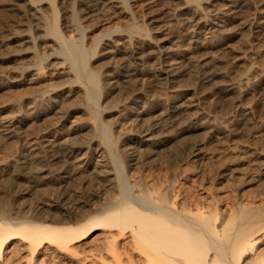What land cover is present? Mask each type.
Wrapping results in <instances>:
<instances>
[{
    "label": "rangeland",
    "instance_id": "1",
    "mask_svg": "<svg viewBox=\"0 0 264 264\" xmlns=\"http://www.w3.org/2000/svg\"><path fill=\"white\" fill-rule=\"evenodd\" d=\"M24 1L26 3H24ZM29 1H36V2L38 1L45 3L44 7H46V3L49 2V0H29ZM52 1L54 2V3L52 2V4L57 20L52 19L54 18L53 16L54 12L52 13L48 10H46L47 12L46 11L43 12L46 19L49 21L48 25H50L49 26L50 28L49 27L48 28L51 29L52 27L51 25H53L52 20H54L56 21L55 22V26H57L56 29H58L57 31L59 32L60 35L62 34V38L64 39L67 38L69 39L70 42H72V40L74 39L73 43L78 45L79 46L78 49L82 51L80 55L81 63L79 62L80 65H78L77 68V70L82 73H86L87 71L90 70L92 72L101 73L103 70L105 71L109 67L113 66L115 64L114 62H116L117 60L118 63L119 60H122V62L127 61L129 62L130 66L133 67V65H135L137 60L134 59L135 56L131 52L127 53V51H122V52L118 51L116 54L109 53L108 54L109 56L107 54L103 55L101 49L104 48L106 44L105 42H107V40H105L107 36L106 34H110V32L114 30L113 28H115L116 30V29H121V27L123 29L127 26L138 27L143 23L145 24L149 16H151L152 12L153 13L156 12L155 14H159L161 13V11H163L162 8L164 9L169 8L172 6V3L174 2L173 0H169V1L168 0H138L136 1L137 3L135 2L136 4L134 3V7H131V11L126 10V12L124 13L107 14L103 12V10L100 11V9L97 8L95 9V11L94 10L91 11L92 13L89 12L88 14L90 15L87 14L88 17L87 15H84L83 18V15L81 14L82 10L80 8H83L85 6L84 4L85 0H52ZM245 2L246 3H244L242 8H240V10L236 12L238 14V15L236 14V18L232 19L231 23L229 24L231 26L230 31L228 30L225 32L220 31L213 33L212 35L213 39L211 40L212 47L210 48L204 46L199 48L198 50H194V49L188 50L186 49L187 46L185 41L180 42L181 44L178 43L180 45L176 43L181 41L179 39L186 37V35L189 34L187 33L189 31L184 30V28L181 29L180 31L172 30V27L169 28L171 31L168 29V32L166 33L169 34L171 32L169 34L170 36L169 37L170 43H168L169 47L175 50L177 47L179 48V49L177 48L178 51L176 53V55L178 56L177 58L181 59V62L183 64L182 65L183 69H185L186 72L190 73V76H192L190 77L191 80L187 81V83L185 80L182 81L183 83L181 81L170 82V83L156 82L158 79H154V78H158L156 76L160 74L161 71L160 68L164 66L165 60L170 61L173 58V56H167V58L164 57V59H162L159 62V59L156 60L151 59L152 54L158 53L157 50L154 49V51L151 53L150 49L152 48H149L148 45L146 44H143L142 46L140 45L139 51H143V54L147 53V51L150 50L149 51L150 53L145 54L144 55L145 58H143L142 60L143 62V64L141 65L142 71H137L136 73L134 71L132 75L134 77H130L131 81L128 82L129 84L124 85V83L126 82L123 81V84L121 82L120 85L122 88L119 86L120 87L118 89L119 91L116 90L115 93L114 92L112 93L113 95L105 91L107 89H104V91L98 89L92 91L91 97L94 98L93 99L94 103H92L91 101L90 102L88 101V103L89 105H93V107L97 106L95 108L99 110L97 118L95 120L94 119L92 120L91 116L86 111L85 106L87 101L80 100L74 94H73L74 97L72 95V97L68 99L64 98V101L67 102L66 105L69 103L68 105H70L71 107V108L70 107L66 108V110H63L65 107L59 109L58 107L60 106V104L56 105V103H52L51 100H47L48 98H43L42 100L37 99V101L34 102L33 104L32 102L29 103L30 101L36 99L35 97H37L40 92L46 90V88L48 89V87H51V84L54 81V80H50L48 75H47L48 78L46 76V74H48V69L45 68L44 66H46V63H48L49 61L47 60V57H45L44 55L47 56L48 54H51L50 52L53 53L55 46H51L53 45L52 42L49 43L50 45L48 43H46V45L45 44L38 45L37 43L36 51L37 53H39V55H41L39 62H42L41 72H40L42 77L40 76V74L37 76L36 75L31 76L28 73L20 74V69L22 66L24 67L28 63L27 60L23 58H21L20 60V58H18L17 60L19 62L17 60L16 62L13 59H6L5 58L6 54L14 49L13 46L14 44L13 43L5 44L2 43L1 40L7 37L8 34L10 35V33L15 32L14 30L17 31L22 30L24 28V25H26L28 28L31 27L30 30L32 29L31 32L33 35L34 21L30 18L31 17L30 13H28L29 12L27 6L28 0H0V116H1L0 120L3 117H7L11 115L13 116L17 115V118L19 119V123L15 126L13 130L14 131L13 134H10L9 136L6 135L4 132H2L3 130L0 127V216H1L0 223L2 221L3 222L8 221V223L11 224L12 223L15 224L22 221H26V222L31 221V222L39 223L42 221L41 215L42 217H44L43 214L45 216L47 215L50 216L49 214L54 212V210L51 209L52 208L51 206L52 204L57 203V201L60 200L61 198H63L62 200L64 201L63 203H65L68 206L79 207L80 206L79 204L85 206L83 207L82 211H84L85 209L101 210L100 208L98 209L96 207L100 205L99 207L102 208L105 203L107 204L111 202L114 196L119 197V192L117 193L116 191L114 192L112 191V193H114V194L111 193L113 197L109 193V196L111 198H109V196L106 195L105 196L106 198H104L105 200L102 199V197L101 200L96 196L97 193L102 190L103 187L102 185L104 182L102 178H99L98 176H96L97 174L93 172L94 171L93 167L94 165H96V163L102 161L106 162L107 169L111 170V172L115 175V176L114 175L109 176V178H112V183L116 185H118L119 183L120 188H122L121 189L122 192L124 194H127V196L130 197V199H134V197L136 196L137 198L139 196L142 197L141 196L142 192L140 193L139 191L140 189L139 188L137 189L136 185L133 186L137 180H140V178L145 179V181L144 180L143 181L144 183L147 182L146 185H148V183L149 185H151L150 183H152L154 179H156L157 177L164 178L163 174H166V172L171 171L172 168L174 169L176 168L175 170H177L178 172L185 171L184 168H186L188 176L186 175L185 186L189 187L193 185L192 182L194 180L196 181V182L194 181L196 183L195 187L191 186L192 189L189 188V191L192 192L195 191L196 193L194 195L198 194L197 196H199L200 194H201L200 196H205L206 191H208L207 194H209L210 191L209 188H211L210 186L213 185L212 188H214L213 189L214 195L217 194L220 195V197L218 196L219 198L221 197L223 198V199L221 198L222 202L220 201L219 203L220 209H225V210L229 209L231 204L232 205L236 204L237 201L242 197L243 198L239 200L238 203L241 201L245 205L246 204L247 205L252 204V206L254 205L257 206L261 204L263 205L264 204V195H263L264 194V190H263L264 189L263 186L264 185V174H263L264 173V161H263L264 160V81H263L264 80V71H263L264 70V36L262 34L257 35L253 31L251 32L250 28L241 26L240 22L253 21L255 19H260L262 16H264V3L263 2L257 3L255 0H245ZM70 9L77 14L76 16L78 18L77 17L76 18L78 20V26H79L78 31L73 30L69 27L71 26V19H69L70 12H68L71 11ZM32 24L33 26H31ZM184 33L185 35H183ZM176 34L178 36H176ZM95 35L96 37L97 35H100L98 36V38L99 37L100 38L99 39L97 38L96 41L94 40V38H96ZM78 38L79 41H76V39ZM92 47L94 49H92ZM148 54L150 56H148ZM205 59H209L212 61L209 69L208 68L207 69L210 72H214V71L217 72L216 73L217 75H215L207 82L202 81V79L200 78H198V80L196 79L197 77H199L201 70V69L199 70L200 65L198 64H201L200 61H204ZM153 61H155V63ZM18 68L20 69L18 70ZM100 68H103V70H101ZM239 74L249 75L250 78L248 82L245 84L240 83V86L236 84L237 89L235 91L229 90L225 94H223L222 93L223 88L225 87L228 79L232 78L231 80H236ZM85 80H86L85 81L86 85L89 88H93L95 87V85H99L100 83H102L101 77L93 78V79L87 78ZM55 81L58 82L57 80ZM239 89L241 90L247 89L248 91H250L251 92V94L249 95L250 101L253 103L257 102L259 105L258 107H256V109H254L250 113L249 115L250 119L248 118L246 122L243 123L241 122L237 126L231 127L229 130H227L226 127L223 128L222 126L224 123L223 120L224 119L231 120L232 118L231 116H233V114L238 115L239 113L237 108L233 106L234 103L233 101H235L236 98L235 96L238 95L237 92ZM71 98L74 100H72ZM185 98H189L191 101L188 99L189 100L188 102L190 103L193 102V104L194 103L195 104L194 105L191 104L192 105L191 106L190 104H188V102L186 104L183 103ZM117 102H120V104ZM113 103L114 104L117 103L115 104V106L117 105L121 106L122 103L123 107H125V109L126 108L128 109L125 110L126 111L124 113L125 116L124 114H122L121 116L119 114L116 115V112L114 111L115 108L111 106L114 105ZM169 104L176 107L175 109L176 111L178 110L179 113L177 112L178 114L177 113L175 115L169 114L167 116L164 113H162L165 115L162 116V114L160 113L161 110H159L161 105L167 106ZM184 104L186 105V107ZM187 104L189 105V108L187 107L188 106ZM73 106H75V108ZM132 107L134 108V110ZM178 107L179 109H177ZM58 109L60 111L63 110V112L59 113L60 111ZM137 110L140 111L141 117L136 119L135 116L133 117V114H131L130 112L133 111L136 112ZM180 110L182 111V113ZM183 112H185L186 115H184ZM193 113L195 117H193L194 115L190 117ZM188 114L189 116L187 117ZM162 117L163 118L165 117L164 118L165 120L164 119L162 120ZM222 117L223 119H221ZM192 118L194 119V121ZM90 120H92V122ZM190 124L192 126H198L199 129L194 132L191 130H188L189 132L184 131L183 130L184 128L192 127ZM208 125L213 126V128L217 130L219 134L213 133V136H211L209 134L210 132L207 131L208 130L207 128L209 127ZM103 126L109 127L107 129V133H104L105 131ZM142 128L149 129L150 131L152 130L151 132L154 134L153 137L155 136L154 138L156 139L159 137L158 140H160L162 145L160 150L161 152L159 151L158 152L159 154H155L152 156L154 159H156L153 162V164L149 167L138 168L139 170L141 169L142 172L139 173L138 169H135V167L129 168L127 167V164L125 165L126 161H124V159L122 160L123 152L121 154V151L122 148H125L126 144L130 142V139H132V137H134L135 134L137 135V133L141 131ZM75 138L77 140H75ZM200 140L202 143L199 142ZM197 141L199 142L200 145L198 144ZM46 142L48 143L45 145ZM72 142L75 143L72 144ZM49 143L55 144L54 147L52 146V144L50 145ZM193 143L198 144L196 148L199 147V150L196 153L198 157H200L199 160H197L196 157H195L196 160L195 158H193L192 155H194L195 153H193L191 156L189 154L190 148L188 147H190V145ZM76 144L81 146L79 147ZM69 145L70 148L72 147L78 148L79 154L77 155V157L83 158L85 161H88V163L85 166H81L78 168L75 167L74 169L72 167L70 168L67 167L66 179L61 181L62 183L61 184L60 181H58L57 178H55L56 177L55 174L58 173L57 172V170H59L58 168L62 166V163L64 161L63 160L64 155L67 149H69ZM181 145L183 146L184 150H182ZM96 146L103 147L105 149V153L101 154L100 156L95 154L96 151L94 150L98 148ZM113 146L115 147L113 148ZM186 148L188 150H185ZM172 151H174L173 152L174 154L172 153ZM183 151L184 152L186 151L187 154H189V156L184 155V153L182 154ZM175 152L177 153L179 152L180 154L179 153L177 154ZM32 153L33 154L37 153V161L38 160L39 161L38 162L34 161L35 164H33L29 168L27 166H23L24 162L29 161L30 159L29 156ZM118 153H120L121 155ZM50 155L53 156L50 157ZM177 156H179L178 158L180 160H175L177 159L176 158ZM186 156H188V158H186ZM112 158L114 160H112ZM230 161L236 163V167L239 168V170L241 171L245 170L246 175L244 174L245 173L244 171L243 174L241 171H239L240 174L237 176L234 175L233 173L230 174V171L226 167H224ZM174 162L175 163L177 162L178 164H176L175 166V164H173ZM171 164L173 165V167ZM259 164L261 167L259 166ZM169 165L171 166V168L168 170L166 169V166L168 168ZM164 167H165V172H163ZM203 167L205 169H203ZM219 168H222V171L220 172V174L222 173L220 176L221 178L219 179V181L216 180V178L215 181H213L214 179L211 178L215 177ZM206 169L208 170L206 171ZM210 171L213 173H211ZM46 173L49 175H47ZM201 173L202 175L205 173L206 176L208 174L210 175L206 177L204 174L203 175L204 178H203ZM211 174L214 177H211L212 176ZM248 175L249 177L252 178V180H249L250 182L247 179ZM201 178H203L204 180L202 179L201 181ZM209 178L211 179L212 182L208 180ZM189 179L190 181L191 180L193 181L190 182ZM207 181L210 182V185L209 182ZM124 184L128 187H126ZM197 184L200 185L198 186ZM61 185L63 186L65 185V187ZM202 185L204 188H202ZM205 187H207L208 190H206ZM223 187L225 189H223ZM96 188L97 189L100 188L101 190L100 189L97 190ZM202 189L205 190V192L202 191ZM61 190L62 191L64 190L63 193ZM216 190L217 193L214 192ZM83 191L86 192L84 193ZM259 191L262 193H260ZM192 192L190 193L193 194L194 192L193 193ZM258 193L260 194L258 195ZM94 196L96 197L94 198ZM231 198L234 202L231 200ZM91 199H93L94 201L93 200L91 201ZM85 200L87 203L85 202ZM245 201L248 203H246ZM83 203H86L87 206L86 204ZM227 205H229V207ZM38 208H41V210ZM42 211H44L45 213ZM41 212L43 214H41ZM108 230L109 229H105V228H99L93 230L85 238L77 242H74L73 247L74 248L75 246L77 247L76 255H73L72 253L69 254L70 252L64 250L60 251V249L58 250V246L53 245L52 243L48 244L44 242L40 244L41 246H38L37 249H35L34 255H32L33 259H31V264H104L102 261H100L99 257L106 260L110 259L109 257L110 255L104 252L105 251L104 244L105 241H107L108 237L110 236V232L111 233L116 232L115 229H110L109 231ZM129 237H130L129 233L125 232L124 235H122V237L120 235L117 239L119 246L121 245L120 248L122 249L124 248L125 251H127L129 248V244L131 241ZM261 242H263V239ZM7 243L8 244L6 245L4 254L0 256V264H26L27 258L30 253L26 241L19 240V238H15V239L12 238ZM263 246L264 245H261V247Z\"/></svg>",
    "mask_w": 264,
    "mask_h": 264
},
{
    "label": "bare ground",
    "instance_id": "2",
    "mask_svg": "<svg viewBox=\"0 0 264 264\" xmlns=\"http://www.w3.org/2000/svg\"><path fill=\"white\" fill-rule=\"evenodd\" d=\"M136 1H138V0H85V2H84L85 6L83 8H80V9L82 10L81 14L83 15V18H84V15H87L89 12H91L93 10L95 11V9H97V8H99L100 11L103 10V12H105L107 14L108 13H111V14L124 13V12H126V10L131 11V7H134V3ZM173 1L174 2L172 3V6L169 8H166V9L162 8L163 11H161V13L155 14L156 12L155 13L152 12V14H154V15L151 14V16H149V18L147 19V22L145 24L143 23L142 25H140L138 27L127 26L123 29L121 27V29H116V30H115V28H113L114 30L112 29L113 31H111L110 34H106L107 36H106L105 40H107V42H105L106 44H105L104 48L101 49V52L103 53V55L104 54L108 55L109 53L116 54L118 51H121V52L127 51V53L131 52L135 56L134 59L137 60L135 65H133V67L130 66L129 62H127L126 60H124L126 62H122V60H119V63H118V60H117L118 58H117V59H115V60H117L116 62H114L115 64L113 66L109 67L107 70L104 71L103 68H100L101 70H103L101 73L100 72H92L91 70L87 71L86 73H82V72L78 71L77 68H78V65H80L79 62L81 63L80 55H81L82 51H80L78 49V47H79L78 45L73 43L74 39L72 40V42H70L69 39L62 38V34L60 35L59 32L57 31L58 30V29H56L57 26H55L56 21L52 20V19L57 20L56 16H55L54 8H53V4H52L53 1L52 0H49V2L46 3V7H44L45 3L28 0V4H27L28 11H29L28 13H30V16H31L30 18L34 21L33 22L34 26H33V24L31 25L34 27L33 28L34 33L32 35V32H31L32 29L30 30V28H31L30 26H29L30 28H28L26 25H24V28L22 30H20V31L14 30L15 32H12V31H11L12 33L9 32L10 35L8 34L7 37L3 36L5 38H3V40H1L2 43H5V44L6 43H13L14 44L13 45L14 49L12 51L8 52L5 56V58L6 59H13L14 61H16L18 58H20V60H21V58L26 59L28 63L24 67L22 66L21 69L18 68V70L20 69V74L28 73L31 76L32 75L37 76L41 72V63H42V62H39L41 55H39V53H37V51H36L37 43H38V45H40V44L46 45V43L49 44L50 42H52L53 45H51V46H55L54 47L55 49L53 50V53L50 52L51 54H48L47 56L44 55L45 57H47V60L49 61L48 63H46V66H44V67L48 69V74H46V76L48 75L50 80H54V81L57 80L58 82H56V81L52 82L51 81L52 82V84L50 83L51 87H48V89L46 88V90L40 92L39 94L37 93L38 96L36 94V96H37V97H35L36 99H34V97H33L34 100L30 101L29 103L32 102V104H33L34 102L37 101V99L42 100L43 98H48L47 100H51L52 103H56V105L60 104V106L58 107L59 109H62L65 107L63 110H66V108L70 107V105H68L69 103L66 105L67 102L64 101V98L68 99V98L72 97V95L74 94L80 100L87 101V103L85 102L86 103V106H85L86 111L89 113L92 120L93 119L95 120L98 116L99 110L97 108H95L97 106L94 105L95 107H93V105H89V103H88V101L89 102L91 101L92 103H94L93 102L94 98L91 97L92 91L97 90V89L104 91V89H107L105 91L112 94L113 92L115 93V91L121 87V85H120L121 82L123 84V81H125L126 83H124V85L129 84L128 82L131 81L130 77H134V76H132L134 71H135V73L137 71H142L141 65L143 64V62H142L143 58H145L144 55L147 53H150V52L152 53L154 51V49L157 50L158 53L151 55V59H153V60L159 59V62H160L162 59H164V57L167 58V56H173V58L170 61L165 60V64L163 63L164 66L162 68H160L161 69L160 74L156 76L158 78H154V79H158L156 82L170 83V82H176V81L182 82L183 80H185L187 83V81L191 80L190 77H192V76H190V73L186 72V70L183 69V66H182L183 64L181 62V59L177 58L178 56L176 55V53L178 52L177 51L178 47L175 45L177 47V48L175 47L176 48V50H175V49H172L171 47H169V45H168V43H170L169 42L170 41L169 34L171 32L169 34L166 32H168L169 28L172 27V30H176V31H178V30L180 31L181 29L184 28V30L189 31V32H187L189 34L186 35V37H184V38L180 37L181 39H179V40H181V41L176 43V44H178L180 42L185 41L186 46H187L186 49H188V50L189 49L198 50L199 48L204 47V46L210 48V47H212V41L211 40L213 39V37H212L213 33L220 32V31L225 32L228 30L230 31L231 26L229 24L231 23L232 19L236 18V14H237L236 12L239 11L240 8H242L244 3H246L245 0H173ZM255 1L257 3H262V2L264 3V0H255ZM24 3H26V2L24 1ZM46 10H48L52 13L54 12L53 13L54 18L51 19L53 21V25H51L52 26L51 29H49L50 28L49 27L50 25H48L49 21L46 19L45 15L43 13ZM55 11H56V9H55ZM68 12H70L69 13L70 18L69 17L68 18L71 19V26H69V27L73 30L78 31L79 26H78V20H77L78 17L76 16L77 14L72 10L68 11ZM88 15H90V14H88ZM88 15H87V17H88ZM79 18H80V16H79ZM240 24L243 27L250 28L251 32L253 31L257 35L262 34L264 36V16H262L260 19H255L253 21H247V22L241 21ZM183 35H185V33ZM98 36H100V35H97V37L95 35L96 38H94V36H93L95 41L97 40ZM104 36H105V33H104ZM176 36H178V35L176 34ZM76 41H79V38L76 39ZM96 44H98V43H96ZM143 44H146V45H148L149 48H152V49H150L151 51L148 50L147 53H145V54H143V51H139V49H140L139 46L140 45L142 46ZM180 44H178V45H180ZM45 47H47V46H45ZM172 47H173V45H172ZM38 48H39V46H38ZM184 48H185V46H184ZM92 49H94V48L92 47ZM186 49H184V50H186ZM48 51H49V49H48ZM144 52H146V51H144ZM100 55H102V54H100ZM148 56H150V55L148 54ZM51 61H52V63H51ZM113 61H114V59H113ZM120 61H121V63H120ZM82 62H83V60H82ZM153 62L155 63V61H153ZM200 62H201V64H198V65H200V67L199 66L198 67H199V70L200 69L201 70H200L199 77L196 78L197 80H198V78H200V79H202V81L207 82L211 78H213L215 75H217L216 74L217 72H215V71L210 72L208 70L210 67V64L212 63L211 60L205 59L204 61H200ZM21 64H22V62H21ZM108 65H109V63H108ZM159 65H160V63H159ZM42 69H43V67H42ZM40 76H41V74H40ZM48 76H47V78H48ZM98 77H101L102 83H100V84H102V85L99 84V85H95V87L92 86L93 88L87 87L85 79H87V78L93 79V78H98ZM249 78H250L249 75H240V74L237 76L236 80H231L232 78L231 79L229 78L225 87L223 88V92L222 91L221 92L223 94H225L229 90L235 91L237 89L236 84H238V86H240V83L245 84L248 82ZM261 78H263V77H261ZM44 84H46V83H44ZM190 85H192V84H190ZM240 90L241 89L238 90V92H237L238 95L235 96L236 97L235 101H233L234 102L233 106H235L239 112L238 115L233 114V116H231L232 117L231 120H227V119L223 120L224 123L222 126H223V128L226 127L227 130H229L231 127L237 126L241 122L242 123L246 122V120H248V118H249L250 113L254 109H256V107H258V105H259L256 101H255L256 103H253L250 101V96H249L251 94L250 91H248L247 89H245V90L242 89L241 91ZM34 93H35V91H34ZM74 95H73V97H74ZM189 98H185L183 103L186 104L190 100ZM72 100H74V99H72ZM121 102H123V101H121ZM117 103L120 104V102H117ZM117 103H115V104H117ZM115 104L111 105V106L115 108L114 111L116 112V115L119 114L121 116L122 114H124L126 112L125 110L127 108L125 109V107H123L122 103H121V106L120 105L115 106ZM188 104L191 105V104H193V102L192 103L188 102ZM48 106H50V105H48ZM181 106H182V104H181ZM73 107L75 108V106H73ZM179 107L177 109H179ZM185 107H186V105H185ZM187 107L189 108V105ZM175 108L176 107L169 104L167 106L161 105L159 110H161L160 111L161 114L164 113L167 116L169 114L175 115L178 112V110L176 111ZM188 108H187V110H188ZM63 110L62 111L59 110L60 111L59 113L63 112ZM133 110H134V108H133ZM67 111H68V109H67ZM185 112H183L184 115H186V113L188 111L186 113ZM192 112H195V111H192ZM12 113H13V111H12ZM130 113L133 114V117L135 116L136 119L141 117L140 111H138V110L136 112L133 111ZM181 113H182V111H181ZM231 113H230V115H231ZM164 114H162V116ZM193 115H194V113L190 117H192ZM251 115H253V114H251ZM124 116H125V114H124ZM188 116H189V114L187 115V117ZM222 116H224V115H222ZM193 117H195V115ZM225 117H226V115H225ZM164 118L162 117V120ZM221 119H223V117ZM92 120H90V121L92 122ZM189 120H191V119H189ZM193 121H194V119H193ZM0 122H1L0 127L3 130L2 132H4L6 135L9 136L10 134H13V132H14L13 130H14L15 126L19 123V119L17 118V115L16 116L11 115V116L1 118ZM98 123H100V122H98ZM103 128L105 131L104 133H107V129L109 127L103 126ZM217 128H218V126H217ZM198 129H199L198 126H192V127L184 128L183 130L184 131L191 130L194 132V131H197ZM207 129H208L207 131L210 132L209 134L211 136H213V133L219 134V132L217 130H215L213 128V126H209ZM151 131L149 129L142 128V130L139 131L137 133V135L135 134V136L132 137V139H130V142L128 144H126L125 148H122V151H121V154L123 152L122 160L124 159V161H126L125 165L127 164V167H129V168L135 167V169H138L141 167H149L156 160L152 156L155 154H159L158 152L161 150L162 144H161L160 140H158L159 137L157 139L154 138L155 136L153 137L154 134ZM107 139H109V138H107ZM75 140H77V139L75 138ZM199 142L202 143L201 140ZM199 142H198V144H199ZM47 143L48 142H46L45 145ZM63 143H65V142H63ZM74 143L72 142V144H74ZM49 144L50 145L52 144L53 147L55 145L53 143H49ZM198 144L193 143L190 145V147H188V148H190V150H189L190 152L188 151L190 156L193 153H195L192 156H193V158L196 157L197 160L200 159V157H198V155L196 153L199 150V147L196 148V146ZM76 145H78V144H76ZM176 145H179V144H176ZM96 147H98V148H96V150H94V151H96L95 154L100 156L101 154L105 153V149L103 147H99V146H96ZM114 147L115 146H113V148ZM181 147H182V150H184L182 145H181ZM175 148H177V147H175ZM50 149H53V148H50ZM90 149H91V147H90ZM116 149H118V148H116ZM88 150H89V148H88ZM92 150H93V148H92ZM169 150H171V149H169ZM185 150H188V149L186 148ZM174 151H172V153ZM78 152H79L78 148H74V147L70 148V145H69V149H67V151L65 152L64 159H63L64 161L62 163V166L60 168H58L59 169V170H57L58 173L55 174V176H56L55 178H57V180L60 181V183H61V181L66 179L67 167H69V168L72 167L74 169L75 167L78 168L81 166H85L88 163V161H85L83 158L80 157L81 155L79 156L80 158L77 157V155L79 154ZM185 152L183 151L182 154L184 153V155L189 156V154H187V152L185 154ZM175 153H177V152H175ZM118 154H120V153H118ZM181 155H179V156H181ZM51 156H53V155H50V157ZM84 156H85V154H84ZM111 156H112V154H111ZM179 156L176 157L177 159H175V158H173V159L180 160L178 158ZM188 156H186V158H188ZM168 157H170V156H168ZM29 158H30L29 161H26L23 163L24 165L23 164H21V165L27 166L29 168L33 164H35L34 161L35 162L39 161V160L37 161V153H35V154L32 153L29 156ZM196 158H195V160H196ZM201 158H202V156H201ZM234 158H235V156H234ZM234 158H231V159H234ZM157 159H159V158H157ZM183 159H184V156H183ZM112 160H114V159L112 158ZM175 160H173V161H175ZM183 162H184V160H183ZM173 164H175V166H176V164H178V163L174 162ZM95 166H98V167H95ZM216 166H218V165H216ZM221 166H219V167H221ZM259 166H260V164H259ZM172 167H173V165H172ZM196 167H199V166H196ZM204 167H203V169H205ZM224 167H226L230 171V174L233 173L236 176L240 174L239 171H241V170H239V168L236 167V163H234V162L230 161ZM170 168H171L170 165L168 168L166 166V169L169 170ZM183 168H184V166H183ZM240 168H242V167H240ZM93 169H94L93 172H95L97 174L96 176H98L99 178H102L103 182L105 183V184L103 183V185L101 184L103 186L102 190L100 189L101 187L99 186L100 188H98V189H100L101 191H99L98 193L94 190L97 193L96 196L100 199H101V197H102V199H104V198H106L105 197L106 195L109 196V193L111 195L112 191L113 192L116 191L117 193L119 192V197L114 196V198H112L111 202H109L107 204L102 203V204H104L102 208L99 207L100 205L98 204L99 206L96 208H98V209L100 208L101 210L94 209L96 211L86 210L85 208H84L85 210L82 211L83 207H85V206H83L81 204H79L80 206L78 205L79 207L68 206L65 203H63L64 202V201H62L63 198H61L60 200L57 201V203L52 204L51 209H53L54 212L50 213L49 214L50 216H48V215L45 216L42 213L45 210L41 212V214H43L44 217H42V215H41L42 221L39 223L31 222V221H28V222L22 221V222H18L15 224L14 223L11 224V223H8V221L3 222L1 220L2 222L0 223V256H2L4 254L5 249H6V245L8 244L7 242L12 238H14V239L19 238V240L26 241L28 249L30 251L29 256L27 258V261H26V264H31V259H33L32 255H34L35 249H37L38 246H41L40 244H42L44 242L48 243V244L52 243L53 245L58 246V250L60 249V251L64 250V251L70 252L69 254L72 253L73 255H76L77 254V250H76L77 247L76 246H75V248L73 247L74 242H77V241L85 238L93 230H96L99 228H105V229H109V230L115 229L116 232L115 233L110 232V236L108 237L107 241H105V244H104L105 245V247H104L105 251L104 252H106V254L110 255L109 256L110 259L106 260V259H102L101 257H99L100 261H102L104 264H264V246L261 247V245H264V204L263 205L262 204L257 205V206L253 204L254 206H252V204L251 205H247V204L245 205L241 201L238 203V201L243 198L242 197L243 195H242L241 196L242 198L241 199L238 198L239 200L237 201V203L235 202L236 204H233V205L231 204L229 209H227V210L220 209L219 203H220L222 197L219 198L220 195H217V194L214 195V193H213L214 188H212L213 185L210 186L211 188H209L210 189L209 194H207L208 191H206L205 196H200L201 194L199 196H197L198 194L194 195L196 193L195 191H193L194 193L192 191H189V188L192 189V187H195L196 181L194 180L195 181L194 182L193 180H191L194 182V183L192 182L193 185L190 184L192 187L191 186H189V187L185 186V179H186V175L188 174L186 168H184L185 171H179V172L177 170H175L176 168L175 169L172 168L171 171L166 170L168 172H166V174H163L164 178L157 177L156 179L153 180L152 183H150L151 185H149V183H148V185H146L147 182L144 183L145 179L140 178V180H137L138 182L136 181L135 184L133 183L134 184L133 186L136 185L137 186L136 188L140 189L139 191H140V193L142 192V195H141L142 197L139 196L140 198L138 197L139 198L138 199L136 196V197H134V199H130V197H128L127 194H124L122 192V190H121L122 188H120V184L118 182H117L118 185L112 183V178H109V176L114 175V174L111 172V170L107 169L106 162L102 161V162L96 163V165H94ZM135 169H133V170H135ZM208 169H209V166H208ZM208 169H206V171ZM138 171L140 173L141 169L140 170L138 169ZM193 171H194V169H193ZM221 171H222V168H219L217 174H216V172H215L216 175L214 174L215 177L211 174L212 175L211 177H214V178H211V177L210 178L214 179L213 181H215V178H216V180L219 181V179L221 178L220 176L222 174V173L220 174ZM243 171L245 172L244 174L246 175V171L245 170H243ZM243 171H241L242 174H243ZM163 172H165V167H164ZM95 173H93V174H95ZM211 173H213V172H211ZM249 173H251V172H249ZM47 175H49V174H47ZM156 175H155V177H156ZM192 175H193V173H192ZM201 175H202V173H201ZM203 175H202V177H203ZM209 175L210 174H208L206 176V174H205L206 177H208ZM203 178H201V181ZM210 178L208 180L211 181ZM242 178H241V180H242ZM190 179H189V181H190ZM247 179H248V181L252 180V178L249 177V175L247 176ZM260 179H262V178H260ZM207 182H209V181H207ZM239 182H240V180H239ZM87 183H88V181H87ZM246 183H247V181H246ZM57 185H60V184H57ZM209 185H210V182H209ZM226 185H228V184H226ZM240 185H241V183H240ZM61 186H63V185H61ZM258 186H259V184H258ZM63 187H65V185ZM95 187H97V186H95ZM126 187H128V186H126ZM207 187H205L206 190H208ZM220 187H221V185H220ZM202 188H204L203 185H202ZM231 188H230V190H231ZM66 189H67V187H66ZM223 189H225V188L223 187ZM221 190H222V188H221ZM226 190H227V188H226ZM63 191H62V193H63ZM88 191H90V190H88ZM202 191L205 192V190H203V189H202ZM251 191H250V193H251ZM190 192H192L193 194H191ZM214 192L217 193V190ZM260 193H262V192H260ZM260 193H258V195ZM112 194H114V193H112ZM256 194H257V192H256ZM96 196H94V198ZM111 196L113 197V195H111ZM109 198H111V197L109 196ZM109 198H107V199H109ZM228 198H227V201H228ZM89 199H90V197H89ZM224 199H225V197H224ZM86 200H85V202H86ZM92 200L93 199H91V201ZM231 200H232V198H231ZM106 201H108V200H106ZM229 202H231V201H229ZM233 202H231V203H233ZM86 203H83V204H86ZM246 203H248V202H246ZM86 206H87V204H86ZM227 206L229 207V205H227ZM41 208H38V209L41 210ZM56 211H57V213H56ZM125 232L129 233V236H130L129 238L131 239L130 244H129V248H128L129 251L128 250L125 251L124 248L123 249L120 248L121 245L119 246L118 241H117L118 237L120 235L122 237V235H124ZM262 239H263V242H261ZM130 245H131V248H130ZM104 248H103V250H104Z\"/></svg>",
    "mask_w": 264,
    "mask_h": 264
}]
</instances>
